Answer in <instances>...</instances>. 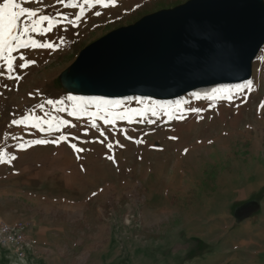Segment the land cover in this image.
Instances as JSON below:
<instances>
[{"label":"rangeland","instance_id":"obj_1","mask_svg":"<svg viewBox=\"0 0 264 264\" xmlns=\"http://www.w3.org/2000/svg\"><path fill=\"white\" fill-rule=\"evenodd\" d=\"M147 1L17 0L49 18L21 40L52 47L18 48L11 71L0 59V216L25 221L41 264H264V46L246 83L173 101L61 84L75 44Z\"/></svg>","mask_w":264,"mask_h":264},{"label":"water","instance_id":"obj_2","mask_svg":"<svg viewBox=\"0 0 264 264\" xmlns=\"http://www.w3.org/2000/svg\"><path fill=\"white\" fill-rule=\"evenodd\" d=\"M264 46V0H188L83 48L61 75L80 97L173 101L246 83Z\"/></svg>","mask_w":264,"mask_h":264},{"label":"snow or ice","instance_id":"obj_3","mask_svg":"<svg viewBox=\"0 0 264 264\" xmlns=\"http://www.w3.org/2000/svg\"><path fill=\"white\" fill-rule=\"evenodd\" d=\"M112 2L114 4L115 0H112ZM104 6L107 7L108 5ZM72 7H75V5H72ZM24 17H27L28 20L22 19ZM35 17H37L36 11L22 7L17 0H3L0 3V59L5 60L10 71L12 70V60L14 59L11 58V53L20 47L28 46V43H33H25L21 40V37L26 36L30 31H36L37 24L49 19L47 16H41L38 20H35L33 19ZM28 21H31V23L29 24ZM46 31H51V27L46 29ZM33 46L52 47L50 44L34 43ZM21 66L27 67L28 64L25 63ZM36 143H45V141L37 140ZM72 147L75 149V145H72ZM12 159H15V157H12ZM3 162L5 161L0 159V163Z\"/></svg>","mask_w":264,"mask_h":264},{"label":"built area","instance_id":"obj_4","mask_svg":"<svg viewBox=\"0 0 264 264\" xmlns=\"http://www.w3.org/2000/svg\"><path fill=\"white\" fill-rule=\"evenodd\" d=\"M25 230L21 225H8L0 216V250L13 251L20 258L41 264L35 244L25 237Z\"/></svg>","mask_w":264,"mask_h":264},{"label":"crops","instance_id":"obj_5","mask_svg":"<svg viewBox=\"0 0 264 264\" xmlns=\"http://www.w3.org/2000/svg\"><path fill=\"white\" fill-rule=\"evenodd\" d=\"M252 184V183H251ZM261 212L262 214L260 215L261 218H259L260 222L264 223V201L261 202ZM6 223L8 225H21V226H25V221H22V220H19V219H10V220H6ZM26 228V226H25ZM113 239L111 240V244L113 242H115V236L113 234H111ZM177 236V235H175ZM25 237L28 239V240H31L33 242H35V240L32 238V236L30 235V233L25 230ZM36 244V243H34ZM36 248V246H35ZM38 248V247H37ZM37 252L39 255H42L44 259L46 260H50V257L48 256L46 250L44 249H37ZM0 264H38L37 262H32L31 260L29 259H23V258H20L19 255H17L15 252L11 251V252H7V251H3V250H0Z\"/></svg>","mask_w":264,"mask_h":264},{"label":"trees","instance_id":"obj_6","mask_svg":"<svg viewBox=\"0 0 264 264\" xmlns=\"http://www.w3.org/2000/svg\"><path fill=\"white\" fill-rule=\"evenodd\" d=\"M159 1H160V0L147 1V2H145L144 5L141 6V9H142L141 12L137 13V15H138L137 18H138V20H140L141 17H143V16H145V15H147V14L150 15V12L153 11L151 8L154 7L156 4H158ZM142 11H143V12H142ZM138 20H137V21H138ZM81 49H83V47H80L79 44H75L74 47H73V50H74L75 53H79V52L81 51ZM201 91H202V93H203L204 91H206V89H203V90H201Z\"/></svg>","mask_w":264,"mask_h":264}]
</instances>
